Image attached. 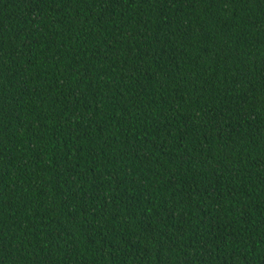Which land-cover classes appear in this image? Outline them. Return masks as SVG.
I'll return each instance as SVG.
<instances>
[{"label":"trees","instance_id":"obj_1","mask_svg":"<svg viewBox=\"0 0 264 264\" xmlns=\"http://www.w3.org/2000/svg\"><path fill=\"white\" fill-rule=\"evenodd\" d=\"M0 264H264V0H0Z\"/></svg>","mask_w":264,"mask_h":264}]
</instances>
